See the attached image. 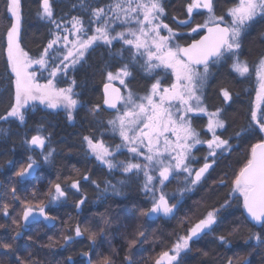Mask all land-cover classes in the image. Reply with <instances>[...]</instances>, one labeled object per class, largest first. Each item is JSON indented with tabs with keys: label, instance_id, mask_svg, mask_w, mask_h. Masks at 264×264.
<instances>
[{
	"label": "snow or ice",
	"instance_id": "6c2138e0",
	"mask_svg": "<svg viewBox=\"0 0 264 264\" xmlns=\"http://www.w3.org/2000/svg\"><path fill=\"white\" fill-rule=\"evenodd\" d=\"M2 2L0 21H4L5 27L8 86L6 99L0 94V104L5 105L0 121L18 122V127H25L36 112L59 115L62 111L65 119L75 125L79 109L84 108L86 115L81 127L87 121L86 134H78V138L86 163L91 160L101 169L106 168L105 175L112 179L97 181L90 171L80 175L73 166L79 178L64 181L58 178L49 182L43 193L33 188L28 196L22 197L19 194L22 182L30 181L38 170L53 167L59 155L46 117H41L33 128L25 127L20 139L26 153L24 162L8 159L0 167V174L5 168L11 172L0 180V215L10 221L0 223V230L10 232L8 237L0 235V254L14 264H43L35 251L21 257L19 253L26 245L17 243L29 226L39 221L46 227L62 223V231L72 233L62 236L63 244L49 237L46 245L39 246L49 253L87 236L89 250L78 254L83 257L80 264H117L121 250L124 255L119 264H140L136 253L149 243L154 251L159 245H164V249L154 257L141 258L147 264H185L193 244L221 229L222 222L234 210L235 193L242 197L241 214L246 213L245 220L261 229L258 233L249 230L244 246L250 241H255L254 248L264 246V47L255 51L248 47L256 26H264V0H181L177 7L182 10L183 19L175 14L169 17L170 0H79L67 11L60 9L59 15L56 5L65 0H38L37 19L48 27L40 37L35 56L31 49L26 51L21 46L23 0ZM73 11L78 14L72 15ZM198 15L204 16V20L194 23ZM165 20L176 27H170ZM191 36L199 39L186 44L179 42ZM253 40L264 44V27ZM97 49L102 51L94 58ZM221 69L227 76L249 81L254 74L256 81L248 122L227 136L224 134L236 122L235 115L229 118L227 111L238 94L227 86ZM96 77L102 88L97 87ZM138 80L145 83L135 85L133 82ZM60 83L66 87H59ZM97 91L101 95L93 102L91 93ZM213 95L222 98V105L227 107L210 105ZM105 113L109 116L106 120ZM202 117H207V121L198 128L196 121ZM0 131L10 134L9 129ZM29 131L34 132L30 137ZM117 137L119 143H112ZM254 138L246 161L234 172L228 198L223 203L213 201L202 213L204 205L200 201L185 209L186 197L205 188L221 160L230 156L240 142ZM234 140L238 142L235 145ZM198 146H206L202 157L195 155L200 151ZM8 150L15 152V143ZM120 156L125 158L119 159ZM173 180L183 186L167 191ZM81 181L95 185L97 199L93 204L108 198H121L125 202L119 209L125 215L115 218V228L128 218L129 206L138 219L176 220L177 227L168 234L170 246L155 232L150 241L149 232L139 230L143 225L133 233L125 225L126 248L110 247L108 254L99 250L104 241L98 242L97 238H107L113 229L114 219L109 211L98 214L99 232L93 230L90 219L82 223L70 214L64 220L53 214L58 211L54 206L67 204L71 194L80 197L73 202L79 216L89 204ZM225 186L224 178L213 181L201 200L209 199L214 188ZM131 190H135L134 199L129 198ZM41 195L45 199L34 203ZM17 203L22 211L13 215ZM141 203L150 207L141 208ZM181 211L183 217L179 215ZM197 215L200 218L192 223ZM231 225V234L241 231L236 221H231ZM215 241L229 251L238 246L225 234L216 235ZM27 242L36 246L31 236ZM253 255L252 251L243 257L234 254L222 264H252ZM261 261L264 264V256ZM65 264H75L74 258L68 256Z\"/></svg>",
	"mask_w": 264,
	"mask_h": 264
},
{
	"label": "trees",
	"instance_id": "16d2710c",
	"mask_svg": "<svg viewBox=\"0 0 264 264\" xmlns=\"http://www.w3.org/2000/svg\"><path fill=\"white\" fill-rule=\"evenodd\" d=\"M181 2V0H170V3L167 8V12L169 17L172 15H177L179 19H183L184 14L182 13V10L177 7V5ZM186 2V0H185ZM79 4V0H65L64 3H60L56 5L57 15H59L60 9H64L67 11L71 4ZM38 7V0H23V8H24V19H23V32H22V47L25 48V50L31 49L32 55L37 54V47L40 44V37L46 33L48 25L41 22L37 19L36 16V10ZM4 10V4L2 0H0V15H3ZM72 15L78 14L77 11H73L71 13ZM204 16H196V19L194 23L196 22H203ZM165 23H170L169 20H165ZM170 27L175 28L176 25L170 23ZM264 27L262 25H257L256 29L252 32V35L249 37V43L248 47L252 48L254 51L259 49L260 47H264V44H261L257 40H253V37L257 36L258 32L261 30V28ZM179 31L187 32V29H178ZM202 34V33H201ZM199 36H191L190 38H185L180 40L179 42L181 44L190 43L192 39H197ZM46 42V41H45ZM6 39H5V27H4V21H0V94H3L7 96V93L5 92V89L8 86V80L5 75L7 71V56H6ZM117 48V47H116ZM102 51V49H97V52L94 54L95 56L99 55V52ZM127 55V53H125ZM83 73H81V76ZM221 75L225 76L228 84L227 86L231 87L232 91L234 93H237L238 96L235 98V102L231 104V107L228 108L227 115L229 118H231L233 115L236 117V122L229 127L228 132H226L224 135L227 136L230 133L234 131H238L239 128L246 124L248 122V117H250V108L252 101L254 100L255 96V90H256V81H255V75L253 74L252 80H244L242 78H233L231 76H227L224 69H221ZM78 79L80 77H77ZM97 81V87L102 88V85L99 84V77H96ZM135 85H143L145 83L144 80H138L133 82ZM101 95L99 91L91 93V99L93 102L97 100V98ZM209 104L213 105L214 107H220L224 106L227 107V105H222V98L217 97L213 95L211 99L209 100ZM5 107L4 104H0V114L3 113V108ZM51 111V110H50ZM86 112L84 108L79 109V113L77 116V122L75 125L70 124L64 117L63 112L61 111L59 115L52 114L47 115V113L44 112H36L34 115H32L26 128H33L34 125L40 121L41 117H46L48 121H50V124L48 125L49 130L54 132L53 135V141L54 147H57L59 151V155L56 157V162L53 167H47L43 168L41 170H38L36 175L30 180V181H24L23 187H20L19 194L24 197L28 196L29 193H31L33 188H41L47 189L49 182H55L59 178L60 181H64L65 178L70 179H77L79 178L75 172H73V166H75L76 169L79 170L80 175H82L86 171H90L92 178L96 179L97 181L103 180V179H112V177H107L105 175V172L97 167L95 163H93L91 160H88L86 163V158L84 156L83 150L80 146V141L78 138V134H86V127H87V121H84V127H81V120L83 117H85ZM91 117H89L90 119ZM103 118L106 120L109 118L108 114L105 113ZM207 117H202L196 121V127H202L204 123H206ZM54 126V127H53ZM25 127H18V122L8 123V122H2L0 121V129H9L10 134L5 135L4 131H0V167H3L5 165V162L8 159H16L20 162L23 161V156L26 154L24 151L23 146L20 144L21 134L24 132ZM34 134L33 131H29L28 135L29 137ZM107 139V138H106ZM255 142V138L252 140H245L243 142L239 143V147L235 149L231 153L230 156H227L226 159L221 160V162L217 165L215 172H213L212 176L209 178L207 185H205V188L197 191L195 194H189V197H186V204L185 209H187L188 206L193 205V202L200 201L204 207L200 209V212L202 213L205 208L211 204L213 201L219 200L220 203H223L224 199H227V193H229L232 189V183L231 181L234 179V172L238 171L239 168L243 165V163L247 159L246 153L250 149V144ZM13 143H15L16 151L12 152L9 151L13 146ZM112 143H117V141H113ZM237 141H233V144H237ZM200 148V151L195 152V155L197 157H202L204 155V152L206 151L205 146L198 147ZM203 163V160H200V164ZM19 166V164L17 165ZM197 167L200 165L197 164ZM14 171V169H12ZM41 171L43 172V175L41 176ZM227 173V175H225ZM8 175H11V172L5 168L4 172L0 174V180H4ZM117 178L119 177L116 176ZM224 178L227 181V186L221 187L219 189H213V194L209 199L201 200V197L205 195V193L208 190V187L213 184V181H218L219 179ZM113 182L115 180L113 179ZM82 188L85 190L88 189H96L95 185H92L90 182H84L81 181ZM183 184L173 180L172 183L168 185L167 191H174L180 187H182ZM8 187H11V185H8ZM101 187H103V184H101ZM234 199L232 200V206L233 211L230 212V214L225 218V220L222 222L221 229H219L216 233H210L207 236H205L201 241L194 244V247L190 253H188L185 257V264H222V261L226 259L228 256H233L234 254L239 257L247 256L249 251H252L254 253L253 256L250 257L252 264H262L261 257L264 256V246L260 248H254L252 245L255 244V241H250L248 246H244L245 240L249 236V230H251L252 233H258L261 231L259 227H254L252 223H248L245 220V216L242 215V197L240 195H234ZM40 198V197H39ZM38 198V199H39ZM71 198V196H70ZM93 199V197H91ZM129 198L134 199L136 198L135 190L129 191ZM40 201V200H39ZM101 202V201H100ZM34 203H39L38 201ZM18 204V203H17ZM125 204V202H124ZM218 206V205H217ZM116 207V206H115ZM110 208L106 211H109L114 219L115 224V218L117 216L123 218L125 215V212H121L117 209ZM141 208L150 207L148 204L141 203ZM129 209H131L129 207ZM127 209V219L123 220V225L118 228L119 231H121V240L122 245L124 248H126V244L124 243V235L125 232V225L127 226V231L129 233H133L137 230L138 226L143 225L142 228H139V230L144 231L147 230L149 232L148 239L151 241L154 239V236L152 235L155 232L156 236H163L166 244L169 245L171 240L169 239L168 234L173 231L174 228L177 227V221L176 220H165L162 223H158L157 220L153 219H146V218H136L134 215V211ZM61 216H63V220L67 219L66 214H70L74 218H78L83 223L85 220H89L91 224L93 225V230L96 232H99V229L101 227V220L99 218V213L105 212L102 210V207H97L96 209H93L91 214L92 217H88V211L84 209L79 216L77 214H74V208L72 202H67V204L60 205L57 211ZM181 217L184 216V211H181L179 213ZM199 215L193 217L192 223L196 221V219H199ZM73 221L76 222L74 219ZM72 221V222H73ZM231 221H236L241 226V231L236 234H231ZM189 226H191L189 224ZM188 226V227H189ZM63 229V224H60V231ZM160 231H157V230ZM114 230L115 226H113V229L110 230L109 236L107 238H103V244L102 246L106 249H109V247H114V244L109 241L110 238L114 236ZM62 231L61 236L65 235ZM69 234V232H67ZM66 234V235H67ZM225 234L228 236V239L231 243L238 245L237 247H233L231 251L227 250V246H219L218 243L215 241V236ZM2 235H5V232H3ZM129 239L131 236L128 237ZM98 242L102 240L101 237H98ZM153 245L151 243L144 245V250L139 251L140 257L146 258V257H154L156 253L164 249V245H159L155 247V251L153 250ZM88 250V238L87 236L83 237V239H79L76 242H73L71 245H68L67 248L64 249L62 257L66 256H72L75 257L77 264H80L82 261L79 259V253L82 251ZM203 253H207V255H203ZM37 258L48 262L53 263L54 260L51 259V254L44 250V252H40V250L36 251ZM61 257V258H62ZM74 260V261H75ZM55 263V262H54ZM140 264H147V261L145 259H142Z\"/></svg>",
	"mask_w": 264,
	"mask_h": 264
},
{
	"label": "flooded vegetation",
	"instance_id": "af4514ba",
	"mask_svg": "<svg viewBox=\"0 0 264 264\" xmlns=\"http://www.w3.org/2000/svg\"><path fill=\"white\" fill-rule=\"evenodd\" d=\"M117 86H119V85L117 84ZM85 112H86V110H85ZM118 140H119V138L117 137V139L115 141H117V143H118ZM198 147H201V146H198ZM118 158L122 159L121 157H118ZM97 167L99 169H101L99 166H97ZM101 170H103L105 173L107 172L106 168L101 169ZM118 175H119V173L116 174V176H118ZM46 190L47 189L41 188L40 192L43 193ZM83 190L87 193L88 199H89V204L84 208L88 211V214H89L88 217L89 218L92 217V214H91L92 210L93 209L97 210V207H100V206L102 207V210H104V211H106L107 209H110V208H114L115 206H116L115 209H117V210L124 207V201L121 198H108V199L102 200L101 202H97L96 204H93L91 202L96 201V199H97L96 189H88V190L83 189ZM70 196H71V198H69L68 201L72 202V203L74 202V200H77L80 198L79 195L72 196L70 194ZM91 197H93V199ZM44 199H45V197L43 195H41L40 198L36 201L39 202V200H44ZM36 201H34V202H36ZM9 202H10V200H9ZM54 207L58 209L60 207V205H57ZM129 207H128V209H129ZM129 210H131V209H129ZM21 211H22L21 205L18 203L15 205L13 215H16L17 213H19ZM81 212L79 214H81ZM53 214L59 215L61 217V219L63 220V216H61L57 211H54ZM74 214H77V211L75 208H74ZM134 215L137 218L136 212H134ZM157 219L159 220L158 223H162L163 221L166 220L164 218H157ZM157 219H155V220H157ZM0 223L10 224V221L5 220V218L2 215H0ZM74 223H75V221H73V224ZM60 224L62 225V223H57V225L55 227H46L43 223H40L39 221L33 222L29 226V230L24 233V236L20 240L17 241V243L20 245H26L23 247V250L19 253V255L21 257H24L30 251L36 252L37 250H40L39 246L40 245H46L48 243L49 237H53L54 239H56L58 241V244H63V240H62V236H61L62 231L59 230ZM113 226H115V224ZM188 226L189 225H186V227H188ZM3 232H4L3 230H0V235H2ZM121 233L122 232L119 231L118 228H115L114 236L109 239V241L111 243H113L114 247L117 249H122ZM64 234L66 235L67 232ZM71 234L72 233H69L67 235H71ZM2 236L8 237V236H10V232H5V235H2ZM28 236H31L32 240L36 242L35 247L31 243L27 242ZM79 239H83V238H77V240H79ZM102 240H103V238H102ZM76 241H74V242H76ZM7 242L12 243V241L10 239H8ZM88 244H89V241H88ZM170 244H171V242L169 243V246H170ZM193 247H194V244L192 245V249H193ZM64 249L65 248L57 247L56 249L53 250L52 253H50L51 259H53L55 263L54 262L48 263V262H45L42 260L43 264H65V260L68 256L65 255V257H62L63 254H61V253H63ZM88 250H86V251H88ZM99 250H103L105 254H108V249H106L103 246ZM40 252H44V250H40ZM123 255H124V252H123V250H121L120 255L118 257H116L117 264H119L120 260L123 258ZM136 257H137V259H140V262L142 261V259H141L142 257H140L139 253H136ZM73 258L75 260V257H73ZM79 259L83 260V257L79 256ZM93 259L96 260L98 258L93 256ZM77 263L78 262H76V260H75V264H77ZM0 264H14V261L10 262L6 256L0 254Z\"/></svg>",
	"mask_w": 264,
	"mask_h": 264
},
{
	"label": "rangeland",
	"instance_id": "374dc122",
	"mask_svg": "<svg viewBox=\"0 0 264 264\" xmlns=\"http://www.w3.org/2000/svg\"><path fill=\"white\" fill-rule=\"evenodd\" d=\"M162 34H166V33H162ZM116 47H117V49L120 47V45L117 43L116 44ZM59 87H66V84H64V83H60L59 85H58ZM255 95H256V93H255ZM254 100H255V96H254ZM253 100V101H254ZM37 103V105L39 106V107H43V106H40L39 105V102H36ZM118 143H119V140H118ZM122 159H124L125 157L124 156H120ZM234 195H239V193H235Z\"/></svg>",
	"mask_w": 264,
	"mask_h": 264
},
{
	"label": "water",
	"instance_id": "95a60500",
	"mask_svg": "<svg viewBox=\"0 0 264 264\" xmlns=\"http://www.w3.org/2000/svg\"><path fill=\"white\" fill-rule=\"evenodd\" d=\"M202 34H203V33H202ZM197 39H199V37H198ZM190 43H191V42H190ZM36 173H37V172H36ZM36 173H35V175H36ZM35 175H34V176H35ZM245 215H246V213L244 214V216H245Z\"/></svg>",
	"mask_w": 264,
	"mask_h": 264
}]
</instances>
